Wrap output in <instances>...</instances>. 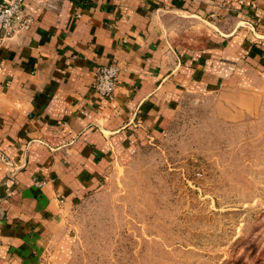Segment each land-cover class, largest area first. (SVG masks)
<instances>
[{
	"label": "crops",
	"instance_id": "0c3cea01",
	"mask_svg": "<svg viewBox=\"0 0 264 264\" xmlns=\"http://www.w3.org/2000/svg\"><path fill=\"white\" fill-rule=\"evenodd\" d=\"M24 5L33 24L0 44V264H67L77 205L187 93L264 96V0ZM111 63L103 96L95 67Z\"/></svg>",
	"mask_w": 264,
	"mask_h": 264
},
{
	"label": "rangeland",
	"instance_id": "374dc122",
	"mask_svg": "<svg viewBox=\"0 0 264 264\" xmlns=\"http://www.w3.org/2000/svg\"><path fill=\"white\" fill-rule=\"evenodd\" d=\"M70 217L67 264H264V96L187 93Z\"/></svg>",
	"mask_w": 264,
	"mask_h": 264
},
{
	"label": "built area",
	"instance_id": "2783aa9c",
	"mask_svg": "<svg viewBox=\"0 0 264 264\" xmlns=\"http://www.w3.org/2000/svg\"><path fill=\"white\" fill-rule=\"evenodd\" d=\"M25 0L0 2V44L22 31H27L35 18L26 10ZM80 16V15H78ZM120 67L117 63L98 64L95 67L94 89L103 96H111L117 87ZM40 186L43 181L38 182Z\"/></svg>",
	"mask_w": 264,
	"mask_h": 264
}]
</instances>
